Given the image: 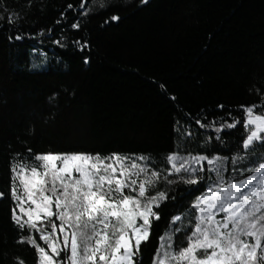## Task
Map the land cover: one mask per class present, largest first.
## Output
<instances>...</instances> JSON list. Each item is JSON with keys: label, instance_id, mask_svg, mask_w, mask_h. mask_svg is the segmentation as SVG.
Segmentation results:
<instances>
[{"label": "trees", "instance_id": "16d2710c", "mask_svg": "<svg viewBox=\"0 0 264 264\" xmlns=\"http://www.w3.org/2000/svg\"><path fill=\"white\" fill-rule=\"evenodd\" d=\"M251 105L264 108V0H0V264H37L19 242L29 235L46 247L12 220V167L34 166L37 153L148 157L160 179L147 195L167 199L139 264H152L166 232L183 247L192 205L217 176L207 162L168 175L166 158H224L228 182L255 174L264 146L242 148Z\"/></svg>", "mask_w": 264, "mask_h": 264}, {"label": "snow or ice", "instance_id": "6c2138e0", "mask_svg": "<svg viewBox=\"0 0 264 264\" xmlns=\"http://www.w3.org/2000/svg\"><path fill=\"white\" fill-rule=\"evenodd\" d=\"M241 107L247 133L242 148L264 146V108L257 112L258 105ZM240 123L234 120L216 132ZM223 159L179 153L167 156L168 175L203 172L207 162L217 183L192 205L197 213L185 245L174 247L175 232H166L158 237L152 264H264V164L246 179L228 182L222 176ZM148 160L135 154L37 153L34 166L14 165L12 220L20 230L37 233L46 247L37 243L34 235L19 242L36 249L37 264H139L141 245L150 238L152 220L160 219L154 209L167 199L164 192L147 195L160 179V172L150 170ZM184 182L196 184L198 180L193 177ZM4 195L0 192V199ZM219 214L223 215L217 219ZM182 218L177 215L171 223ZM62 252L64 259H60ZM18 264L24 262L19 260Z\"/></svg>", "mask_w": 264, "mask_h": 264}, {"label": "rangeland", "instance_id": "374dc122", "mask_svg": "<svg viewBox=\"0 0 264 264\" xmlns=\"http://www.w3.org/2000/svg\"><path fill=\"white\" fill-rule=\"evenodd\" d=\"M42 65V64H41ZM244 191H247V189H244ZM125 192L127 193V189H125ZM25 206H27V205H25ZM18 211V210H17ZM223 214H219L218 216H217V219H220V217L222 216ZM25 219H26V217H25Z\"/></svg>", "mask_w": 264, "mask_h": 264}]
</instances>
